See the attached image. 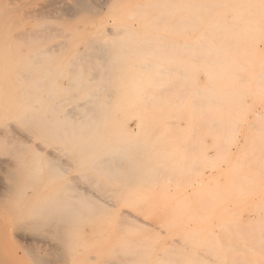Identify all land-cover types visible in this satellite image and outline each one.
<instances>
[{"label": "rangeland", "instance_id": "1", "mask_svg": "<svg viewBox=\"0 0 264 264\" xmlns=\"http://www.w3.org/2000/svg\"><path fill=\"white\" fill-rule=\"evenodd\" d=\"M238 1H239V6L241 7L243 6V9H241L243 11L242 14L240 12L241 15L239 14V17H237L236 19L233 18L232 14H229L227 15L228 18L226 19L228 22L231 18L233 21V22L231 21V23L237 22L236 25L240 26V28L239 29L233 28L236 30V32L235 30L233 32V29H232L231 31H228L225 34L226 41H227V47L224 45L225 47L223 48H224V51L226 50V53L223 50L222 52L220 51L223 48H221L222 44L221 45L219 43L217 44V37H221V36L220 35L217 36L216 34L214 35L215 37L213 35L212 36L208 35V38L210 37L209 39L211 40V42L215 43L214 46L212 43H211L212 44L211 46L209 42L208 43L209 47H207V43H205V41H202L204 42V44H206V48L208 49V51H205V53H203V50H201L202 52L200 51L196 52L194 50L196 49L198 44L201 45V42L198 43L196 39L201 36L203 40H206V42H208L207 34H210V33H206V34L204 33L203 35H199L197 31H192V32H187L188 34L179 33L178 35V32L177 34L175 32L174 33L172 32L173 33L171 34L173 36L172 37L167 32H162V33L154 32L155 33L154 39L156 42V46H154V43L152 41L153 39L152 35L154 37L153 32L152 33H147V32L141 33L140 31H134L135 34L134 32L133 34L131 33L123 34L122 37L128 38L131 35L133 37H130V38L133 39L135 35H136V38L140 35L138 40L142 38L141 40L142 43H140L139 46H141V48L143 47V50H140V47L136 46V44L141 41L136 40L134 42V41L125 39L124 40L125 43L123 41V44L124 46L127 47V52L125 50L126 53L124 54L122 50L125 49V47L122 46L120 42L122 48L119 49L120 47L118 46V43H119L118 38L113 37L112 39V37L110 36L112 39L110 40L111 41L110 42L108 41V38L110 37L106 38L105 34H102V33H97L99 35L96 34L98 24L105 22L107 20V18L105 17V14L107 13L108 9L111 8L110 5L112 2L110 0H0V14H1L0 16V36L5 37L6 34L9 33L12 29H15L14 32L16 33H21L26 29H30L31 27L29 26H32L33 28L35 27L34 29L36 28L38 29L39 27H42L41 31H44L43 35L45 36L42 39L37 37L36 39L37 41L35 43H32L30 46H25L24 44L22 46V42L20 40H17V39L12 40L11 38H8L10 42L8 41L7 46L5 45V47L0 48V61H1V64L6 65L5 76L8 78L5 80L6 82L2 81L3 87L1 89V94L13 95L12 90L18 87L19 83L17 84L16 82H18L17 80H19L20 78L21 80L19 82L22 81L23 83L19 84V86H28V85L33 86V87L30 86V88H31V91L34 90L35 92L33 93L31 92V94L32 95L34 94L35 97L43 96V94H45L46 96H49V94L50 95L54 94V96L56 97L57 96L60 97L61 94L62 96L65 95L64 96L65 98L61 100L60 103H58L57 108H60V109L59 110L57 108L55 109L58 112L73 109L76 106V102L77 104L80 103L82 101L81 97L83 99V96L86 97L87 95L85 96V94L87 93L88 94L90 93L89 95H92L94 93L93 95L97 97L101 95L99 96L98 101H96L97 103L96 105L98 106L99 109L104 107L102 111L104 115L105 126H103V128L101 129V133L103 135H107L111 133L120 134L121 139L124 140L122 149L126 150V151L124 150L126 154L122 156L124 159L129 161L127 163L128 167H130L131 170H133L131 171L129 179L121 178V179H125L124 181L122 180V182L120 181V179L112 180V181L106 180L107 183L109 182V185L107 183L103 184L105 183V181H103L102 183L100 181L101 179L100 180L94 179L95 182H93V180L92 181L89 180L91 177L86 178V177H83L82 175L83 170L80 169L81 167H80V164L78 163V156L76 154V150H78V146H76V141L75 143L73 140L71 142L67 141L66 148L65 146L63 148L64 152L62 151L58 155L55 154V156L58 159L62 161L64 160L63 161L64 167L66 169H65V175L63 177V181L65 182L67 193L74 197L72 198V201H74V205L72 207H68L67 219L64 223L65 232H64L63 245H62L63 253H62V262H60L61 264H184V263L185 264H264V248H263L264 247V228H263L264 227V116H263L264 114H261L262 116V117L260 116L261 118L256 116L257 118L255 117L256 118L255 119L253 118V116L255 115L254 113H252L254 112V109L258 110L259 108H261V106H264V92H263L264 91V76H263L264 75V65H263L264 64V0H238ZM225 7L227 8V6ZM37 8L38 10L35 11ZM1 10L4 11L2 12L3 14L1 13ZM32 13H34L35 17L29 16ZM212 14L213 13H210L211 19H212ZM28 17H30L32 20L28 19ZM237 19L239 20V22ZM245 23L247 24V26ZM18 24L19 26H17ZM1 25H3L4 28ZM64 32L66 33L68 32L67 34L69 35L66 37L65 35L66 33ZM198 32H200V30ZM228 33L230 36H232L231 39L233 38L232 40L234 41V44L233 43L231 44L232 40L228 42L230 38V36H227ZM142 34L143 35L145 34L144 36L145 38L149 36L150 34H152L150 35L151 37L149 36L147 38L148 41L146 39L148 43L144 42L145 40H143L144 38ZM85 35H87V37H85ZM185 35L187 36V38ZM164 36L165 38H168L170 42L168 41V39L165 40ZM234 36L236 37L238 36V38H235ZM80 37H84V39L83 38L80 39ZM102 37L106 38L107 41L106 40L102 41ZM160 37H161V40L163 41L159 39L161 42L158 40L159 44L157 46L156 40L157 38H160ZM91 38L93 39V41H91L92 40ZM149 38H151V41ZM178 38H181V39L178 40ZM75 39L76 41L74 42ZM82 39H83V42H82ZM98 39L102 41L101 42L99 40L101 44L105 43L103 47L104 49L105 47H107L106 48L107 50L105 49L106 53H110V56L109 54H107V58L109 56L108 59H112L113 57H116V54H119L120 51L123 52L125 57L127 53H128L127 57H131L132 55L133 57H131V59L130 58L127 59L128 62H125L126 64H123V66L121 65L122 67L119 66L120 68L119 67L113 68L112 66H110L108 67V69L106 68L107 70L104 69L103 66L101 67L100 65L85 67L86 66L85 63H81L80 61L76 62L75 60L79 57L80 53H83L84 50L87 48V43H86L87 40H89L88 43L90 41L91 43L88 44L89 46L88 50L86 49L85 52H89L91 50L92 47H90V44L94 42L97 43L99 46V43L97 41ZM175 40L177 41L176 43H175ZM191 40L192 41L194 40L195 44H193V47L195 48L191 46ZM62 41L66 44L64 43L62 44ZM70 41L72 44H70ZM166 41L170 43L169 46H171L172 44V47L174 50H171V47L170 49H168L169 46H167ZM186 41H189V42H186ZM107 42L112 44V46H109L111 50H112V47H114L113 50L119 49L120 51L119 50H118L119 52L114 51V53L112 54L111 50L108 48ZM114 42L117 44V47H116V44L114 46ZM131 42L135 44H131ZM151 42L153 43V46ZM164 42L166 44H164ZM187 43H188V46L190 43V47H192V49H189V50L184 49L187 46ZM229 43H230V46H229ZM97 44L95 45L96 47L95 50H99V48H101L100 47L101 44L99 47L97 46ZM174 44H175V47H174ZM54 45L56 46V48H54L55 47ZM57 46L60 48L63 47V50H60V48H57ZM65 46L67 47V49H65L66 48ZM159 46L160 47L162 46V48H167V50H164V49L163 50L164 52L168 53L169 57L168 55L165 57L171 58L170 60H172L173 62H175V60L178 59L180 54H181V57L184 58L185 60L189 58V61L188 59L184 61V59L179 57L178 63H173V65H171L172 62H170L171 64L168 63L167 65V66L170 65L168 68L166 66L162 67L163 65H166L167 63L164 62L165 63L164 64L163 62H161V60H159V58L161 54H162L161 56H164L166 53L163 55L162 53L163 50L160 49ZM188 46L187 48H190ZM52 47L55 50H53ZM146 47L147 48L149 47V49H151V50L148 49V52L149 51L153 52V50L156 47L157 54L161 50L157 56L154 55L156 54V49H155V53L154 52L151 53L152 55L149 53L150 59H151V56H154V57L156 56V60L153 59L154 57H152L151 61H149V58H148L149 56H147L148 52L145 51L147 50L145 49ZM179 47L180 48L184 47V48L181 50L179 49ZM231 47H233V49ZM50 48L51 50H53L52 53L49 50ZM44 49H47V50H44ZM56 49H59L60 51ZM132 49L139 51V52L133 51ZM93 50H94V47L91 51ZM232 50L235 51V53H237L236 57H235L236 54H233L234 52ZM40 51L42 52L46 51V53L41 52L40 54ZM100 51H102V48L98 52ZM141 51H145V53L147 52L146 57H145L144 52H141ZM170 51H174L176 53L172 52V56H170ZM187 51L189 53H187ZM211 51H214L216 53H212ZM130 52H131V56H130ZM198 52L201 53V56L203 55L206 58L209 57V59H207V61H204L205 58L204 59L199 58L200 60H197L198 59L197 57L199 56L197 55V57H195V59L196 58L197 59L195 60L194 56ZM208 52L210 53L209 55H208ZM190 53H192L193 56ZM33 54H39L43 56V57L41 56L42 59H40V63H39V60L37 61V59H39V58H36L37 55H35V59L32 58V56L34 57ZM111 54L113 55L112 58H111ZM174 54H175V58H174ZM176 54H177V57H176ZM189 54L193 58L189 56ZM211 54H214V56L218 54V56L216 57L220 56L221 58H223L222 61H219L218 58L213 56V60H215V58L216 60L218 59L217 62L215 60V63H217V66L213 60H212L213 61L212 67L208 65L209 68L214 69V71L216 72L218 71L217 74L216 72H214L216 75L214 73L210 74L214 76L209 75V72H210L209 68L208 70L206 69L208 67L207 62L210 60V57H212ZM134 56H135V59H134ZM30 57L32 60L30 59ZM142 58L146 59L151 64L153 63L151 67L152 69H150L151 71L149 70L150 72L148 74H147L148 70L144 72V69H142L141 71L140 67L138 68L137 66L138 65L137 63ZM191 58L193 59L192 62L190 61ZM137 59L139 60L136 61ZM224 59L226 62L224 61ZM95 60L97 61L98 58ZM231 60H232V63L234 64L231 63ZM36 61L38 63H36ZM43 61L45 62L42 63ZM154 61L156 62L160 61L158 62L159 65H154V64H157ZM201 61H203L202 63L206 65L202 66L203 64L201 63ZM98 62L99 61H97V64ZM209 62H211V60ZM181 63L185 64L186 68H188V66L189 68L190 66L193 67V71L191 70L192 68H190V70L193 72L192 76L194 78L193 79L191 77V81L194 80L193 84L195 88H193V84L191 85V82L188 85L187 80L185 81V79H189L190 78L189 76H191V71L189 72V68L188 69L185 68L184 70L183 69L184 67L182 66L183 68L180 69V70L183 69L182 71L189 72V73L188 72L185 73L186 76L185 74L184 75L182 74L183 78L185 79H183L181 75H179V77L178 75L176 76L177 73H176V70H174V68L176 67V64H177L176 68L179 69L181 66L180 65ZM218 63H221V64H218ZM174 64H175V67L173 68ZM153 65L157 67L159 66L157 68L158 70L157 72L161 71V69L163 70L167 69L166 71L169 72V70L173 68L170 71V73H173L172 76L171 74H169L168 76L162 75L164 76L163 77L164 79L168 78L164 80V82L163 80H161L162 76H158L159 77L158 79H160V82H159L160 85H159L156 81L158 80L156 79L157 76L153 78L154 75H156L155 73H157L155 69L153 68L154 67ZM72 66L74 67L72 68ZM135 66L138 69H135L134 68ZM225 66L227 67L228 70L226 69ZM30 67H33L32 69L34 73L33 71L31 73V70L29 69ZM233 67H234V70H233ZM76 68H77V71H76ZM85 69L86 71H84ZM139 69H140V72L139 74H137ZM22 70L23 71L27 70L26 75H30V76L20 77L19 75H21L20 73ZM72 70L75 72V74L77 75V78L80 81L79 83L75 84V86L71 90H69L67 87L70 81L69 75L72 77V73H71ZM103 70H104V73L106 74V75L104 74L105 76L102 75ZM200 70H203V72H206V70L209 71L208 74L206 73L207 75L204 74L206 77L209 76L207 77L208 79L210 78L209 81L206 80L205 77H203V72L202 71L200 72ZM237 70L239 73L237 72ZM50 71H51V74L49 75ZM83 71L87 74H85ZM87 71H89L90 73H88ZM224 71H226V73ZM18 72L19 74H17ZM69 72L70 74H68ZM196 72L199 73V77H198L199 80L197 79L198 74ZM83 73L85 75H83ZM97 73L98 75H96ZM195 73L197 75H194ZM218 73L220 74V76H218ZM109 74L111 76H109ZM136 74L138 75V77ZM188 74H189L188 76L189 78L187 77ZM52 75L53 77H50ZM146 75H149V76H146ZM47 76H48V81L51 78L49 82L46 81ZM84 76L88 80H86ZM96 76H97V80H95ZM225 76H226L225 80L228 79L229 82L230 81L232 82V83L230 82L231 85L228 86L229 88L227 87L229 83H226L228 81H223ZM228 76L229 78H227ZM23 77L26 79H29L28 77H31L33 79L30 80L31 82L29 81L30 84H28L29 83L27 82L28 80L24 79ZM74 77L75 75L73 76V78ZM175 77L181 80H178V79L174 80ZM103 78L105 80L109 79L110 80L109 83L105 85L101 83L104 85L103 86L104 88H102L99 91L94 92L93 88L98 89V87L101 86L99 82L100 80H103ZM218 78L220 79L218 80ZM236 78L238 79L233 81ZM43 79L45 80L43 81ZM66 79L67 80L69 79V80L67 81ZM90 79L91 81H89ZM204 79L206 81H204ZM259 79H263V80H259ZM85 80H86V86L84 83ZM151 80L153 81L150 82ZM154 80L156 82H154ZM182 80L183 82H185L184 84L186 85L185 86L186 89L183 87L184 84ZM38 81L39 83H41L40 85L37 84ZM65 81L68 82L67 87L65 86L66 85ZM167 81L169 82L167 83ZM172 81H181L180 83L182 86H178L176 84H175L176 86H174L175 82H172ZM210 81H214L212 82L214 83V86L211 84L209 88L210 87L212 88L213 86V88L215 89L214 92L216 91V95L218 94V96L216 95L215 96L220 99V96L222 95L220 102L217 101L218 99H215V102L219 104L221 103V100L223 103H226L231 97V94L234 96H238V98L242 96L240 97L241 100L244 98L243 95L245 96L244 103L247 106L244 103H241L243 102L244 99L242 101L239 100L240 101L239 103L237 102L238 99H236L237 100V101L235 100L236 104L235 105L233 104L235 109L233 108L232 104H231L232 107L231 106L229 107L230 111L234 109L238 114H240V117L239 115L236 114L234 110H233L234 114L237 117L234 114H232L233 111H231L232 117H231V114H229L230 117L229 116L227 117L228 113L226 114V112H225L226 115L221 114L220 116L219 111H218V113L213 115V116H216L215 117L216 120L214 121L215 124H211V123H214L212 122V120H210L209 123L206 122L210 118L213 119L212 114L209 113L211 111L210 106H207L205 108L206 110L204 109L205 111L201 110L203 109L204 106L208 105V103L209 105L212 104L210 103L209 99L207 100V98L210 95H214V92L213 93L211 91L209 92V90L211 89H207L208 88L207 82L210 84L211 83ZM143 82H144V85H143ZM165 82L166 84H170L169 87L166 86V88H164L161 86V85H164ZM254 82L255 83L257 82L256 85ZM148 83L150 84L154 83V84H151L152 87L150 88L151 86L150 84H149V87H147ZM180 83L178 82L179 85ZM195 84H198V88L195 86ZM52 85H55V86L52 87ZM155 85H158V87H153ZM190 85L193 89H196L197 92L195 90H193L194 92L191 91L192 89ZM38 86H40V88H38ZM206 86L207 88L205 90L203 87H206ZM252 86L254 88L253 90L255 93L252 90ZM136 87L138 89H136ZM159 87H161L160 89H167V88L171 89L172 87V89H175V90L168 89L167 91H169V93L166 91L162 93L164 91L162 90L160 93ZM200 87H201L200 90H204L205 91L204 94L206 93L205 94V97L207 96L205 98L206 102L209 101L207 102V104L206 102H204L205 100H203L204 94H203L202 99H199L200 96L202 97V94H200L199 97L197 96L194 97L195 95L199 94ZM147 88L150 89L149 92L147 91ZM152 88L155 90L151 91ZM182 88L185 89L186 91L183 90ZM128 89L131 90V93H129ZM177 89L178 91L176 92ZM102 91H105V92L102 93ZM170 91L172 92L173 95L170 94L171 93ZM181 91L183 93L186 92L187 97L184 96L185 94H183L182 96ZM207 91L209 92L210 95L208 94ZM42 92H46V93H42ZM189 92L196 93V94H194V96H191L192 94H189ZM107 93L108 94L110 93L109 95H111V98L107 96L108 95ZM121 93H122V96H121ZM31 94H28V96ZM73 94L75 95L78 94V95L75 96L76 98L75 97L72 99L69 98L71 100L67 99L68 98L67 96L73 95ZM138 94H143L144 97L141 96L139 98ZM219 94L221 95L219 96ZM239 94H242V95L239 96ZM251 94L253 95L251 96ZM147 95L150 97V98L148 97L150 100L152 99V101L146 98ZM169 95H172V96L170 97ZM161 96L162 97L167 96V97L162 98ZM227 96H228V100H226ZM107 97H108V100L110 98V101L107 100L109 102V105L108 103H106ZM134 97H136L135 100H134ZM158 97L160 98L158 99ZM173 97L176 99L177 102H175V99ZM177 97L178 98L185 97L186 100L184 98L182 99L180 98L179 100H177ZM197 98L199 101L203 100V103L202 102L199 103V101L194 102L193 100H191V99L197 100ZM65 99L67 100L65 101ZM140 99L141 100L143 99V102L140 101ZM250 100H251V103H249ZM138 101H140L141 104ZM149 101L154 102V103H151V105L154 104L152 108L148 106L150 104ZM212 101L214 100H211V102ZM51 102H48V104L49 103L51 104ZM116 102H118V104ZM190 102H192L191 105L195 103L194 104L195 107L194 106L189 107ZM74 103H75V106L73 105ZM138 103L139 105L137 106ZM158 103L161 105V106L159 105L160 107L157 105ZM176 103H178L177 109L175 110L174 108L175 111H173L172 108L174 107V105H176ZM181 103L183 106L180 105ZM183 103H185L187 106H185ZM204 103L206 105H203ZM50 104L48 108L50 107ZM142 104L144 106H142ZM200 104L203 105L201 108H199L201 106ZM69 105H71V107H69ZM145 105H147V107L149 108L147 107L145 108ZM196 105L199 107H197ZM184 106L187 107L185 111H184ZM164 107L166 111L164 110ZM178 107L180 108L182 107V108L178 109ZM208 107L210 110L209 112H208ZM250 107L251 109H249ZM197 108L199 109L197 110ZM130 109L133 110V112L131 111L130 113L127 114L126 111ZM139 109H140V112H139ZM146 109L147 110L149 109V110L147 111ZM195 109L197 110V112L193 113L192 116L195 117L197 115L196 117L198 118L196 117L193 118L190 115L192 112H194ZM245 109H248V110H245ZM163 110L165 112H163ZM244 110L246 112L249 111L250 113L248 112L249 114L248 113L245 114ZM199 111L200 112L203 111V113L201 112L202 114L201 113L199 114ZM205 112H206V116L203 115L205 114ZM125 115H128V116H125ZM155 115L157 117H154ZM186 115L187 116L189 115V116L187 117ZM200 115L202 117L203 116L204 117L208 116V117L205 118V120H203L204 117L200 118L201 117ZM148 116H149V119H148ZM245 116H247V122H246L247 124L245 123V119H246ZM171 117H173L174 120H172ZM125 119L127 121H125ZM147 119H148V123H147ZM175 119H176L175 125L172 126L173 124H170V123L174 122ZM227 119H229V122H227L228 121ZM223 120L225 121L224 123H223ZM71 121H74V119H71ZM167 121H170V122H167ZM203 121L209 124V125L206 124L207 126L214 125V127L218 129L217 131L218 133L212 132L214 127L213 128L208 127L209 128L208 130L205 129L207 128V126L205 127L204 123H202ZM232 121H233V125H235V129L237 130L235 132V136L237 139L239 138L240 145L237 150H233V152L230 153L228 152V150H226L225 146L224 148L226 151H224V148H222L223 146L221 147L222 144H220L221 142L219 141L221 140L222 137L225 136V134H223L225 133V130H224L225 127L231 128L233 126L231 125ZM167 123H168V127H167ZM216 123H219L218 128L217 126H215L217 125ZM244 123L246 126L244 125ZM192 124L195 127H193ZM220 124L222 125L228 124V126L225 125L221 127L222 125ZM196 125L197 126L199 125L200 128H198ZM117 126H120V127L118 128ZM121 126L123 129L121 128ZM158 127L161 129L158 130ZM201 127H202V132H201ZM251 127L253 128V131ZM256 127L261 130L259 131ZM7 128L18 130L17 128L13 126L7 127ZM172 128L174 129L172 130ZM34 129H35L34 130L35 132H33V143L34 144L30 148L31 157L36 154V149H37L36 147L43 148L45 143L46 145L48 144L47 146H44L43 148V149L46 148L47 152L45 150L44 154L36 155L37 156L36 158H39L38 163L40 165L44 163V165L42 166H43V169L46 171V170H49V168H47V166H49V163L48 165L45 164L46 163L45 156L48 157L49 153L51 152L50 150H53L52 146H55L57 144L54 143L53 141H49L51 143L49 145V143H47L48 141L46 140L45 142L42 141L44 144L41 143L39 139L37 138L39 137V135L36 134L37 136H34L38 128L37 129L34 128ZM216 129H214V131H216ZM220 129H223L222 130L223 133L221 132L222 133L221 136H220L221 133L219 134V131H221ZM193 130L196 131L197 133L194 132L193 134ZM166 132L170 134L168 135ZM187 132H189L190 135ZM153 133L155 134L153 135ZM211 133H213V135ZM195 134L198 135V139L196 138L197 136H195ZM216 134L217 136L219 135L218 138L216 137ZM168 136L169 138H171L170 140ZM211 136H213L212 140H211ZM34 140L36 142L37 141L40 142L39 145L38 143L36 145V142ZM168 141H170V143ZM187 141L188 143H186ZM200 141H201V144L199 143ZM211 141H213V143ZM202 143L205 144L204 146L206 147L204 148L203 151L202 149L204 146ZM207 143H209L210 146H206L208 145ZM211 143L213 144L212 146H211ZM195 144L196 146L198 145L199 147L198 146L196 147ZM219 145L221 147L220 152L222 153H220L219 150L217 149ZM48 146H51L52 148L49 149L50 147ZM57 146H55L54 148H56ZM190 147L191 148L193 147L192 152H194V149L197 152L193 154L190 150ZM131 148L133 151L130 153ZM188 149H189L188 153L190 154L189 155L190 157L187 156L186 158L185 157L186 155L185 156L183 155L187 154ZM2 150L5 151L4 148H2L1 151ZM209 150L210 152L211 150H213L212 152H214V150L218 151V154L215 151L214 155L217 156V159H219V157L220 159L217 161L215 158H213L215 159L213 160L212 156H210L211 158L208 157L209 155L207 156L206 154L209 153ZM136 152H137V156H136ZM204 152L206 154H204ZM212 152L211 154H213ZM224 152H226L227 154H225ZM61 153H64L63 154L64 156L61 157L60 156ZM156 154L159 156L163 154L164 155L162 157H159V156H156ZM177 154H178V157H177ZM0 155H3V153L2 154L0 153ZM204 156L207 157V160L205 159L206 157ZM34 157L35 156H33L32 158L34 159ZM199 157L200 158L202 157L201 160H203V163H204V166L202 165L203 166L202 171L204 170L203 175L201 174L199 169H198L199 172L198 170H195L196 163L194 164V162L200 163L198 161L200 160ZM240 157L242 159H240ZM42 160H44L43 163H42ZM180 161L187 162L185 168H187L188 166L187 164H191V162L193 161L192 164L194 166H192L191 164L193 169H190V172H189L188 170L190 167H188L186 170L184 168L185 163L184 164L182 162L179 163ZM207 161H209V164H207L208 163ZM213 161H216V164H214ZM150 166H153V167H150ZM202 166L198 165L197 168L198 167L200 168ZM157 167H159L160 169ZM172 168L174 171H176V173L172 171ZM191 170H192V173L194 171L196 173L198 172L197 173L198 176L196 175V173H194L193 175L191 173ZM168 171L169 173H167ZM184 171L186 173H184ZM210 171L213 173L210 174ZM218 171L219 172L221 171V173H219ZM236 171H238L239 173H237ZM171 172L172 174L174 173V175H171ZM187 172H189V174ZM183 174L184 175L188 174L187 176L193 175L191 176L193 178L189 179V177H187L188 178L187 180L186 176H184ZM199 176L201 177L199 178ZM114 182L116 183V186L118 188L112 185L114 184ZM125 182L128 184H126ZM56 184H57L56 181H53V180L39 181L37 185H35L33 188L29 189L26 192L25 200H23L24 204L32 206V205H36V204L38 205L42 203L40 200L42 199L44 200L45 195H43L44 197L43 196L41 197V195L44 193L46 194L47 190H51L52 188L56 186ZM120 184H122V186H119ZM82 199L87 201L88 203H83V205H80V202ZM25 233L31 239H34L37 237L36 235L37 233H35L33 230L31 232L26 230ZM247 237L248 239H246ZM250 237H252L251 239H253L254 242L250 240ZM10 239L12 242L15 240L14 241L15 243L13 242L12 245H13V248L15 249L14 253L16 252V254L12 253V255L13 257H15L14 261L16 264H37L36 262L31 260V258H28L27 254H24V251L20 248V246H18L19 244L16 243V240L20 242L19 239H16L15 237H10ZM51 239L53 241L50 240L49 238L47 239L49 246H51L50 248H52V246L56 247L57 240L55 236L53 237L51 236ZM230 240H231V244H230ZM251 247L254 249H252ZM205 250L207 252H205ZM254 250L257 251L258 253L255 252ZM49 255L54 256L53 253ZM52 257L50 256L49 260Z\"/></svg>", "mask_w": 264, "mask_h": 264}, {"label": "bare ground", "instance_id": "2", "mask_svg": "<svg viewBox=\"0 0 264 264\" xmlns=\"http://www.w3.org/2000/svg\"><path fill=\"white\" fill-rule=\"evenodd\" d=\"M111 2V5H110V7L111 8H109L108 9V11H107V13L105 14V17L107 18V20L105 21V22H102V23H100V24H98V28H97V31H96V34L97 33H102V34H105V37L107 38V37H112V39H113V37H116V38H118L119 40H118V46L120 47L119 49H121L122 48V46H124V44H123V41L125 40V39H127V40H130V41H136V40H138L139 39V36L136 38V35L134 36V38L132 39V38H130V37H133V36H131L130 35V37H128V38H125V37H122L123 36V34H133V32L134 31H140L141 33H156V32H160V33H162V32H167L168 34H173L174 32L177 34V32H178V35H179V33H187V32H192V31H197V33L199 34V35H203L204 33L206 34V33H210V34H207V38H208V35L209 36H214L215 34L218 36V35H220L221 37H217V44L219 43L220 45L222 44V47L221 48H223V47H227V41H226V33L228 32V31H231L233 28H235V29H239L240 28V26H238V25H236V23L234 24V23H231V21H232V19L230 18V20L227 22V19L226 18H228L227 17V15H229V14H232L233 15V18L234 19H236L237 17H239V14H240V12H241V14H242V10L241 9H243V6L241 7V6H239V1L238 0H110ZM244 4V3H243ZM248 5V4H247ZM225 6H227V8L225 7ZM41 8V7H40ZM43 8V7H42ZM38 10V8L35 10V11H37ZM43 10V9H42ZM2 12H4L3 10H1V13ZM210 13H213L212 14V19H211V17H210ZM3 14V13H2ZM240 14V15H241ZM0 16H1V14H0ZM29 16H31V17H35V15H34V13H32V14H30ZM251 17V16H250ZM252 18V17H251ZM28 19H31L30 17H28ZM35 19V18H34ZM211 19V20H210ZM233 19V20H234ZM32 20V19H31ZM109 20H110V22H109ZM238 20V19H237ZM237 20H235V21H237ZM34 21V20H33ZM16 22V21H15ZM230 22V23H229ZM233 22V21H232ZM238 22H239V20H238ZM30 23V22H29ZM15 24V23H14ZM246 24V23H245ZM10 25V24H9ZM12 25V24H11ZM16 25V24H15ZM107 25H109V26H107ZM240 25V24H239ZM2 27H3V25H1ZM13 26V25H12ZM17 26H19V24L17 25ZM40 26V25H39ZM38 26V27H39ZM237 26H238V28H237ZM246 26H247V24H246ZM249 26V25H248ZM1 27V28H2ZM29 27H31L30 29H26V30H24L23 32H21V33H16V32H14L15 31V29H10L11 31L9 32V33H7L6 34V36L4 37H2V36H0V48H3V47H5V45L7 46V44H8V38H11L12 40H14V39H17V40H20L21 42H22V46H23V44L25 45V46H30L32 43H35L37 40V37H39V38H44L45 36L43 35L44 34V31H41L42 30V27H39L38 29L36 28V29H34L32 26H29ZM251 27V26H250ZM4 28V27H3ZM2 28V29H3ZM6 28V27H5ZM12 28V27H11ZM235 29H233V32H234V30ZM200 30V32H198ZM3 31V30H2ZM42 32V33H41ZM173 32V33H172ZM235 32H236V30H235ZM6 33V32H5ZM64 33H66V32H64ZM68 33V32H67ZM65 34L66 35V37L69 35V34ZM155 33H154V37H153V35L152 34H150V35H152V41H153V43H154V46H156V42H155ZM231 33V32H230ZM253 33V32H252ZM134 34H135V32H134ZM158 34V33H157ZM188 34V33H187ZM232 34V33H231ZM2 35V34H1ZM40 35H41V37H40ZM97 35H99V34H97ZM143 35V34H142ZM149 35V36H150ZM159 35H161V34H159ZM158 35V36H159ZM184 35V34H183ZM195 35H196V33H195ZM237 35V34H236ZM101 36V35H100ZM145 36V34L143 35V40H145L144 42H146V43H148L147 41H148V37L149 36H147L146 38L144 37ZM172 36V35H171ZM186 36V35H185ZM227 36H230L229 35V33H228V35ZM85 37H87V35H85ZM111 37L110 38H108V41H110V40H112L111 39ZM151 37V36H150ZM162 37V36H161ZM161 37L160 38H157V46H158V44H159V42H158V40L160 39L161 40ZM173 37V36H172ZM215 37V36H214ZM214 37H213V39H214ZM231 37L232 36H230V38H229V41L228 42H230V40H232L231 39ZM235 38H238V36L236 37V36H234ZM63 38H64V36H63ZM81 38H83L84 39V37H80V39ZM93 38V37H92ZM91 38V39H92ZM106 38H103L102 37V41L103 40H106ZM116 38H115V40H116ZM163 38V37H162ZM182 38V37H181ZM181 38H178V40L179 39H181ZM186 38H187V36H186ZM210 38V37H209ZM208 38V39H209ZM66 39V38H65ZM68 39V38H67ZM78 39H79V37H78ZM77 39V40H78ZM83 39H82V42H83ZM90 39V38H89ZM101 39V38H100ZM100 39H98L97 41H98V43H99V46H100V44H101V40ZM146 39H147V41H146ZM150 39V41H151V38H149ZM164 39L165 40H167L168 38H165V36H164ZM183 39V38H182ZM189 39H190V37H189ZM200 39H201V41H200ZM207 39V41L208 42H206V40H203V38L200 36V37H198L197 39H196V41H198V43L199 42H201V45L200 44H198V46L196 47V49H194L196 52L197 51H200V52H202L201 50H203V53H205V51H208V49L206 48V44H204V42H202V41H205V43H207V47H209L208 46V43L209 44H213V46H214V44L215 43H213V42H211V40L209 39L208 40ZM212 39V40H213ZM70 40V39H69ZM101 42H100V41ZM114 40V41H115ZM142 40V38L140 39V40H138V41H141ZM159 40V41H160ZM172 40V39H171ZM185 40H187V39H185ZM227 40H228V38H227ZM64 41V40H63ZM62 41V44L65 42H63ZM67 41V40H66ZM72 41V40H71ZM71 41H70V44H72L71 43ZM76 41V39L74 40V42ZM88 41L89 40H87V50H88V44L89 43H91V41H93V39L88 43ZM96 41V42H97ZM107 41V40H106ZM161 41H163V40H161ZM160 41V42H161ZM168 41H169V39H168ZM168 41H166L167 42V46H169V42ZM10 42V41H9ZM61 42V41H60ZM59 42V43H60ZM111 42V41H110ZM113 42V41H112ZM120 42H121V44H122V46H121V44H120ZM174 42V41H173ZM177 41L175 40V43H176ZM183 42V41H182ZM181 42V43H182ZM185 42V41H184ZM186 42H189V41H186ZM192 42H194V40L192 41L191 40V46L193 47V44H195V42L194 43H192ZM237 42H238V40H237ZM124 43H125V41H124ZM140 43H142V41L141 42H138L137 44H136V46H139V44ZM152 43V42H151ZM153 43H152V46H153ZM163 43V42H162ZM180 43V42H179ZM234 44V41L232 40V42H231V44ZM236 43V42H235ZM242 43V42H241ZM245 43V42H244ZM62 44H61V46H62ZM64 44H66V43H64ZM74 44V43H73ZM97 43H92V44H90V47H92L91 48V50L93 49V47H94V50L93 51H91L90 50V48H89V52H85V50H84V52L83 53H80V55H79V57L75 60L76 62H78V61H80L81 63H85V67H87V66H96V65H100L101 67L103 66L104 67V69H108V67H110V66H112L113 68H116V67H122L123 66V64H126L125 62H128V60L127 59H131V57H133V55L131 56V52H130V56L131 57H127L128 55V53L126 54V57H125V53L127 52V47L126 46H124L125 47V49H123L122 51L124 52V54H123V52L122 51H120L119 49V51L118 50H113L114 49V47H112V50H111V48H109V46H112V44L111 43H108L107 42V44H108V48L111 50V53L113 54L114 53V51H116V52H119V54H116V57H113L112 58V54H111V58L112 59H108L109 58V56H110V53H106V48L107 47H105V49H104V44L102 43L101 44V48H102V51L104 52V54H103V52L102 51H100V52H98L101 48H99V50H95L96 49V47H95V45H96ZM115 42H114V46H115ZM131 44H135V43H132L131 42ZM164 44H166L165 42H164ZM183 44V43H182ZM212 44H211V46H212ZM225 45V46H224ZM55 46V45H54ZM68 46H69V44H68ZM97 46H98V44H97ZM98 46V47H99ZM146 46H147V44H146ZM149 46H150V44H149ZM166 46V47H167ZM178 46H179V44H178ZM187 46H188V43H187ZM187 46L184 48V47H182V48H180L179 47V49H192V47H190V43H189V46L188 47H190V48H187ZM229 46H230V43H229ZM66 47V46H65ZM71 47V46H70ZM116 47H117V44H116ZM123 47V48H124ZM140 47V50H143V47L141 48V46H139ZM160 47V46H159ZM158 47V48H159ZM170 47H171V50H174L173 49V47H172V44H171V46H169V48L168 49H170ZM174 47H175V44H174ZM199 47V48H198ZM234 47V46H233ZM233 47H231L232 49H233ZM53 48V47H52ZM54 48H56V46L54 47ZM53 48V50H55ZM57 48H60V47H58L57 46ZM193 48H195V47H193ZM220 48V47H219ZM235 48V47H234ZM240 48H241V46H240ZM65 49H67V47L65 48ZM137 49H139V48H137ZM145 49H147V50H145ZM144 50L145 51H147L148 52V49H149V47L147 48H145ZM155 49H156V47H155ZM155 49L153 50V52L155 53ZM160 49H164V50H167V48H162V46L160 47ZM177 49V48H176ZM213 49H214V47H213ZM212 49V50H213ZM44 50H47V49H44ZM50 50V52L52 53L53 52V50H51V48L49 49ZM56 50H59V49H56ZM60 50H63V47L62 48H60ZM59 50V51H60ZM105 50V51H104ZM125 50H126V52H125ZM133 50V49H132ZM149 50H151V49H149ZM164 50H163V55L166 53V52H164ZM222 50L224 51V48L223 49H221L220 51L222 52ZM109 51V50H108ZM133 51H136V50H133ZM145 51H141V52H144V54H145V57H146V53H145ZM159 51V50H158ZM161 51V50H160ZM159 51V52H160ZM177 51V50H176ZM180 51V50H179ZM193 51V50H192ZM233 51V50H232ZM231 51V52H232ZM41 52L42 51H40V54H41ZM43 52H45L46 53V51H43ZM42 52V53H43ZM57 52V51H56ZM97 52H98V54H97ZM110 52V51H109ZM136 52H139V51H136ZM152 51H149L148 53H147V56H149V53L151 54V53H153ZM159 52H158V54H159ZM168 52V51H167ZM172 52L173 53H176V52H174V51H170V56H172ZM191 52V51H190ZM194 52V51H193ZM200 52H198L197 54L196 53H194V54H196L195 56H194V59H195V57H197V55H199L196 59L197 60H200V59H204L205 58V60L204 61H207V59H209V57L208 58H206V57H204L203 55V57L201 56V53ZM209 52H210V50H209ZM208 52V55L210 54ZM212 53H216V52H214V51H211ZM225 53H226V50L224 51ZM229 52H230V50H229ZM234 53L233 54H236L235 55V57L237 56V53H235V51H233ZM246 52V51H245ZM55 53V52H54ZM100 53H102V54H100ZM187 53H189L188 51H187ZM200 53V54H199ZM107 54H109V56H108V58H107ZM137 54V53H136ZM135 54V55H136ZM142 54V53H141ZM157 54V49H156V54H154V55H158ZM178 54V53H177ZM177 54H176V57H177ZM190 54H192V53H190ZM189 54V56H191ZM230 54V53H229ZM228 54V55H229ZM34 55V57L32 56V58H34L35 59V55H37L36 56V58H39V59H37V61L39 60V63H40V59H42V55H39V54H33ZM138 55H139V53H138ZM152 55V54H151ZM162 55V54H161ZM160 55V58H159V60H161V62H165V63H167L166 65H160V66H162V67H164V66H166L167 68L170 66H167L168 65V63L169 64H171L170 62H172V64L171 65H173V63H178V59H179V57H181V54L179 55V57H178V59H174L175 58V54H174V60H175V62H173L172 60H170L171 58H168L169 57V55H168V53H166L164 56H161ZM168 55V57H165V56H167ZM212 55V57H210V60H211V62H209V64H208V62H207V66L209 65V66H211L212 67V62L214 61V63H215V60H216V58H218L219 59V61H222V59L223 58H221L220 56L219 57H216V56H218V54L216 55V56H214V54H211ZM210 55V56H211ZM227 55V56H228ZM42 56V57H41ZM156 56L154 57V56H151V59H152V57H154L153 59H155L156 60ZM192 56H193V54H192ZM191 56V57H192ZM201 56V57H200ZM205 56H207V55H205ZM213 56L214 57H216L215 58V60H213ZM231 56V55H230ZM41 57V58H40ZM142 57V56H141ZM140 57V58H141ZM187 57V56H186ZM98 58V60L97 61H99L98 62V64H97V61L95 60V59H97ZM149 58V61H151V59H150V56L148 57ZM182 58V57H181ZM193 58V57H192ZM190 59V61L192 62V60L193 59ZM200 58V59H199ZM220 58H221V60H220ZM232 58V57H231ZM3 59V58H2ZM30 59H31V57H30ZM134 59H135V56H134ZM182 59H184V58H182ZM188 59V61H189V58H187ZM186 59V60H187ZM195 59V60H196ZM217 59V60H218ZM233 59V58H232ZM32 60V59H31ZM139 59H137L136 61H138ZM170 60V61H169ZM185 59H184V61H186ZM194 60V61H195ZM213 60V61H212ZM217 60H216V62H217ZM226 60H227V58H226ZM5 61V60H4ZM36 61V63H38ZM169 61V62H168ZM183 61V60H182ZM181 61V62H182ZM183 61V62H184ZM224 61H225V59H224ZM2 62H3V60H2ZM45 61H43L42 63H44ZM155 63H157V64H154V65H159L158 64V62H160V61H158V62H156V61H154ZM199 62V61H198ZM203 61H201V63H202ZM226 62V61H225ZM244 62V61H243ZM5 63V62H4ZM50 63V62H49ZM130 63V62H129ZM164 63V64H165ZM200 63V62H199ZM231 63H232V60H231ZM247 63V62H246ZM131 64V63H130ZM138 65V68L140 67V69H141V71H142V69H144V72L146 71V70H148L147 71V74L151 71L150 69H152L151 67H152V64L151 63H149L146 59H144V58H142V59H140L139 60V62L137 63ZM183 63H181L180 65V68L178 69V68H176L177 67V64H176V67H175V64H174V66H173V68H174V70H176V76L178 75V77H179V75H181L182 76V78H183V75L185 74V73H187L188 71H182L183 69L185 70V68H186V65L185 64H183ZM188 64V63H187ZM203 64V63H202ZM202 64H200V65H202ZM216 64V66H217V63H215ZM218 64H221V63H218ZM232 64H234V63H232ZM122 65V66H121ZM129 65V64H128ZM153 65V66H154ZM185 65V66H184ZM189 65V64H188ZM187 65V66H188ZM190 65H192V64H190ZM198 65V64H197ZM204 65H206V64H203L202 66H204ZM235 65H236V63H235ZM234 65V66H235ZM264 65V64H263ZM32 66V65H31ZM41 66V65H40ZM75 66V65H74ZM74 66H72V68L74 67ZM184 68H183V67ZM202 66H201V68H202ZM209 66L206 68L207 70H208V68H209ZM223 66H224V64H223ZM223 66H221V67H223ZM231 66V65H230ZM260 66V65H259ZM5 67H6V65H3V64H1V61H0V153L2 154L3 153V155H0V264H16L15 263V261H14V258L15 257H13V255H12V253H14V251H15V249L13 248V242L15 241H11V239H10V237H15L16 239H19L20 240V242L18 241V240H16V243H18L19 245L18 246H20V248L24 251V254H27V256H28V258H31V260H33L34 262H36L37 264H61L60 262H62V253H63V248H62V245H63V237H64V232H65V230H64V223H65V221H66V219H67V210H68V207H72L73 205H74V201H72V198H74L73 196H71V195H69L68 193H67V191H66V185H65V182L63 181V177H64V175H65V167H64V160L62 161V160H60V159H58L56 156H55V154L56 155H58L60 152H62L63 151V148H64V146H65V148H66V146H67V144H66V142L67 141H74V143H75V141H76V146H78V150H76V154H77V156H78V163L80 164V169H82L83 171V173H82V175H83V177H86V178H90L89 180H93V182H95L94 181V179L96 180V179H101L100 181L103 183V181H105V183H103V184H106L107 183V181L106 180H117V179H120V181L122 182V180L124 181L125 179H121V178H128L129 179V177H130V174H131V171H133V170H131V168L130 167H128V162L129 161H127L126 159H124L123 158V156L122 155H124V154H126L125 153V149H122L123 148V142H124V140H122L121 139V137H120V134H117V133H111V134H107V135H103L102 133H101V129L103 128V126H105V122H104V115H103V111H102V109L104 108H101V109H99L98 108V106L96 105L97 103H96V101H98V99H99V96H101V95H99L98 97L97 96H95V95H89L88 93L87 94H85V96L86 97H84L83 96V99H82V97H81V102L80 103H78L77 104V102H76V106H75V103L73 104L75 107L73 108V109H71V110H67V111H56L55 109L58 107V103H60V101L61 100H63L65 97V95L64 96H62V94H61V96L59 97V96H54V94L52 95H50L49 94V96H46L45 94H43V96H37V97H35L34 96V94L32 95L31 94V92L33 93V92H35L34 90H32L31 91V88H30V86L28 85V86H19V84H22L23 82L21 81V82H19L21 79L19 78V80H17L18 82H16L17 84H18V87L16 88V89H14V90H12V93H13V95H3V94H1V89H2V87H3V82L2 81H5L6 79H8L6 76H5ZM119 67V68H120ZM159 67V66H158ZM157 66H154L153 68L155 69V71L157 72L158 70H157V68H158ZM198 67V66H197ZM214 67V66H213ZM226 67V66H225ZM33 67H30L29 69L31 70V73H32V71H33V69H32ZM41 68V67H40ZM39 68V69H40ZM135 69H138V68H136V66L134 67ZM173 68H171V70L173 69ZM181 68H183L182 70H180ZM188 68H189V66H188ZM188 68H186V69H188ZM190 68H192L191 70L193 71V67H191L190 66ZM190 68H189V72L191 71L190 70ZM204 68V67H203ZM263 68V67H262ZM34 69H36V68H34ZM90 69V68H89ZM106 69V70H107ZM140 69L138 70V73L137 74H139V72H140ZM153 69V70H154ZM159 69H161V68H159ZM164 69H166V68H164ZM178 69V70H177ZM211 68H209V71H207L206 70V72H203V70H200V72L202 71L203 72V77H205V79L206 80H208L209 81V79L207 78V77H209V76H205L204 74H208V72H209V75L210 74H213L214 72H216V71H214V69H211ZM226 69H227V67H226ZM225 69V70H226ZM237 69V68H236ZM83 70V69H82ZM150 70V71H149ZM167 70V69H166ZM166 70H163V69H161V71H159V72H157V73H155L156 75H154V77L153 78H155V76H157V78L156 79H158L159 77L158 76H162V75H169V74H171V76H172V74L173 73H170V71L171 70H169V72L168 71H166ZM216 70V69H215ZM223 70V69H222ZM228 70V69H227ZM233 70H234V67H233ZM232 70V71H233ZM27 70H22L21 71V75H19L20 77L21 76H30V75H26L27 74V72H26ZM76 71H77V68H76ZM84 71H86V69L84 70ZM83 71V72H84ZM191 71V76H189V74L187 75V77L190 79V81H189V79H185V78H183V79H185V81L187 80V83H188V85L190 84V82H191V85L194 83V80L193 81H191V77L193 78V76H192V74H193V72ZM198 71V70H197ZM205 71V70H204ZM30 72V71H29ZM53 72V71H52ZM68 72V71H67ZM74 71L72 70V77L69 75V79H70V81H69V85H68V87H67V84H68V82H66L65 81V83H66V87L69 89V90H71L74 86H75V84H77V83H79V79L77 78V75L75 74V72L73 73ZM88 73H90L89 71H87ZM173 72V71H172ZM188 72V73H189ZM199 72V71H198ZM218 72V71H217ZM217 72H216V74H217ZM225 73H226V71H224ZM236 72V71H235ZM237 72H238V70H237ZM33 73H34V71H33ZM36 73V72H35ZM43 73V72H42ZM78 73V72H77ZM85 73V72H84ZM83 73V75H85V74H87V73H85L84 74ZM197 73V72H196ZM194 74V75H197V79H198V77H199V73H197V74ZM239 73V72H238ZM237 73V74H238ZM261 73V72H260ZM17 74H19V72L17 73ZM51 74V71L49 72V75ZM68 74H70V72L68 73ZM67 74V75H68ZM105 73H104V70H103V73H102V75H104ZM122 74V73H121ZM136 74V75H137ZM183 74V75H182ZM206 74V75H207ZM215 74V73H214ZM215 74V75H216ZM32 75V74H31ZM75 75V77L73 78V76ZM83 75H82V77H83ZM96 75H98V73L96 74ZM106 75V74H105ZM104 75V76H105ZM151 75V74H150ZM226 75V74H225ZM236 75V74H235ZM240 75V74H239ZM243 75V74H242ZM260 75V74H259ZM46 76V75H45ZM109 76H111L110 74H109ZM144 76H145V74H144ZM146 76H149V75H146ZM185 76H186V74H185ZM210 76H214V75H210ZM218 76H220V74L218 73ZM230 76V75H229ZM229 76L227 77V78H229ZM264 76V75H263ZM38 77H39V75H38ZM41 77V76H40ZM50 77H53V75L52 76H50ZM49 77V78H50ZM137 77H138V75H137ZM143 77V76H142ZM141 77V78H142ZM164 76H162L161 77V80H163V82H164V80H166V79H168V78H166V79H164L163 78ZM166 77V76H165ZM170 77V76H169ZM195 77V76H194ZM217 77V76H216ZM239 77V76H238ZM24 78V77H23ZM29 79H26V78H24V79H26V80H28L27 82H29L30 80H32L33 78H34V76H33V78H31V77H28ZM31 78V79H30ZM47 78V82H49L50 81V79H49V81H48V76L46 77ZM45 78V79H46ZM73 78V79H72ZM84 78L86 79V77L84 76ZM211 78H213V77H211ZM23 79V80H24ZM36 79V78H35ZM45 79H43V81L45 80ZM54 79V78H53ZM68 79V80H69ZM148 79H149V77H148ZM148 79H147V81H148ZM178 78H176L175 77V79L174 80H177ZM194 79V78H193ZM204 79V81H206ZM220 78H218V80H219ZM226 79V76H225V78L223 79V81H228V79L227 80H225ZM238 78H236V79H234L233 81H235V80H237ZM65 80V79H64ZM67 80V79H66ZM67 80V81H68ZM82 80V79H81ZM86 80H88V79H86ZM86 80L84 81V83H85V86H86ZM92 80H94V79H92ZM95 80H97V76L95 77ZM142 80V79H141ZM178 80H181V79H178ZM199 80V79H198ZM212 80H214V79H212ZM230 80V79H229ZM244 80V79H243ZM248 80V79H247ZM257 80V79H256ZM259 80H263V79H259ZM259 80H258V82H259ZM39 81H41V80H39ZM39 81H38V83L37 84H41V83H39ZM43 81H42V83H43ZM89 81H91V79L89 80ZM109 79L108 80H105L104 78H103V80H100V84L101 83H103L104 85L105 84H107V83H109ZM139 81V80H138ZM153 80H151L150 82H152ZM157 81V83L159 84V82H160V79H158V80H156ZM155 80H154V82H156ZM6 82V81H5ZM26 82V81H25ZM31 82V81H30ZM30 82L28 83V84H30ZM37 82V81H36ZM140 82V81H139ZM146 82V81H145ZM169 81H167V83H168ZM172 82H175L174 83V86H176V85H178V86H182L181 85V81H172ZM171 82V83H172ZM178 82L180 83V85L178 84ZM182 82H183V80H182ZM197 82V81H196ZM211 83L209 84L208 82H207V85H208V88H207V86L206 87H203L205 90H206V88L207 89H211V90H209V92L211 91L212 93L214 92V88H213V86H214V83H212V82H214V81H210ZM231 82V81H230ZM230 82L228 81V82H226V83H229L228 85H227V87L229 86V85H231L230 84ZM238 82H239V80H238ZM253 82V81H252ZM262 82V81H261ZM8 83V82H7ZM6 83V84H7ZM55 83V82H54ZM116 83H118V82H116ZM162 83V82H161ZM185 82H183V84H184ZM186 83V84H187ZM223 83V82H222ZM225 83V82H224ZM232 83V82H231ZM255 83V82H254ZM257 83V82H256ZM256 83H255V85H256ZM25 84V83H24ZM33 84V83H32ZM56 84V83H55ZM82 84V83H81ZM103 84H101V86H99L98 87V89L97 88H93V90H94V92H96V91H99V90H101L102 88H104L103 86ZM149 84L150 83H148V86L147 87H149ZM151 84H154V83H151ZM150 84V85H151ZM163 84V83H162ZM176 84V85H175ZM213 85L212 86V88L210 87L209 88V86L210 85ZM263 84V83H262ZM5 85V84H4ZM43 85H44V83H43ZM46 85V84H45ZM90 85H92V84H90ZM143 85H144V82H143ZM160 85V84H159ZM165 85V86H164ZM164 85H161L162 87H164V88H166V86H168L169 87V85L170 84H166V82L164 83ZM191 85H190V87H191ZM258 85H260V84H258ZM47 86V85H46ZM53 86H55V85H52V87ZM137 86V85H136ZM138 86H139V84H138ZM172 86V85H171ZM185 84H184V88H185ZM195 86L198 88V84H195ZM5 87V86H4ZM31 87H33V86H31ZM51 87V86H50ZM65 87V88H66ZM80 87H81V85H80ZM128 87V86H127ZM152 87V85L150 86V88ZM153 87H158V85H155V86H153ZM189 87V86H188ZM187 87V88H188ZM189 87V88H190ZM232 87V86H231ZM230 87V88H231ZM38 88H40V86H38ZM46 88V87H45ZM44 88V89H45ZM64 88V89H65ZM105 88H107V87H105ZM161 87H159V89H160ZM177 88V87H176ZM181 88V87H180ZM193 88H195L194 87V84H193ZM192 87H191V91H193V90H195L196 92H197V90L196 89H193ZM229 88V87H228ZM49 89V88H48ZM47 89V90H48ZM60 89V88H59ZM58 89V90H59ZM61 89H62V87H61ZM63 89V90H64ZM136 89H138L137 87H136ZM169 88H167V89H160V93H161V91L162 90H164L162 93H164L165 91L166 92H168L169 93V91H167ZM171 89H172V87H171ZM171 89H169V90H171ZM179 89V88H178ZM178 89L176 90V92L178 91ZM183 89V88H182ZM186 89V88H185ZM185 89H183V90H185ZM201 89V87L199 88V90ZM254 88H253V86H252V90H253ZM66 90V89H65ZM68 90V91H69ZM79 90V89H78ZM88 90V89H87ZM149 90L150 89H148L147 88V91L149 92ZM152 90H155V89H151V91ZM172 90H175V89H172ZM189 90V89H188ZM198 90V91H199ZM41 91H43V90H41ZM124 91H126V90H124ZM128 91H129V93H131V90L130 89H128ZM186 91V90H185ZM220 91V90H219ZM255 91H257V90H255ZM39 92V91H38ZM55 92H56V90H55ZM71 92V91H70ZM89 92V91H88ZM105 91H102V93H104ZM123 92V91H122ZM141 92V91H140ZM171 92V91H170ZM180 92V91H179ZM194 92V91H193ZM204 90H200L199 91V94L198 95H195L194 96V94H196V93H190L189 92V94H192L191 96H194V97H199L200 96V94H202V97L200 96V98L199 99H202L203 98V94H204ZM208 92V91H207ZM209 92H208V94H209ZM227 92V91H226ZM253 92H254V90H253ZM264 92V91H263ZM42 93H46V92H42ZM92 93V92H91ZM112 93V92H111ZM158 93V92H157ZM157 93H156V95H157ZM255 93V92H254ZM28 94H31V95H29L28 96ZM108 94V93H107ZM110 94V93H109ZM107 95V96H109L110 98H111V95ZM147 94V93H146ZM153 94H154V92H153ZM166 94V93H165ZM170 94H172V92L170 93ZM180 94V93H179ZM181 94H182V96H183V94H185L184 96L185 97H187V93L185 92V93H183L182 91H181ZM180 94V95H181ZM206 94V93H205ZM205 94H204V99L203 100H205L204 102H206V97H205ZM236 94V93H235ZM44 95H45V97H44ZM56 95V94H55ZM74 95V96H73ZM73 95H69V96H67L68 98L67 99H69V98H74L75 96H77V95H75V94H73ZM89 95V96H88ZM130 95V94H129ZM133 95V94H132ZM139 95V98L141 97V96H143V94H138ZM149 95V94H148ZM147 95V97L146 98H148L149 96ZM161 95V94H160ZM168 95V94H167ZM173 95V94H172ZM172 95H169L170 97L172 96ZM210 95V94H209ZM216 91L214 92V95H210L208 98H207V100L209 99L210 100V103H212L211 105H209V103H208V105H206L207 104V102H209V101H207L206 102V104L204 103L203 105H206V106H204L203 107V109H201V110H203V111H205L206 109V107L207 106H210V109H211V111L209 110V107H208V112L209 113H211L212 114V117H213V119H209L208 121H206L207 123H209V121L210 120H212V122H214L215 120H216V116H213V115H215L216 113H218V111H219V115L221 116V114H224V115H226L227 113H228V115H227V117L229 116V114H231V111H233L235 108H234V105L236 104L235 103V100L236 99H238V103L240 102L239 100H241V98L240 97H242V96H240V95H242V94H239V98H238V96H234V95H232L231 94V97L233 98H229V100H228V96H227V98H226V100H228L226 103H223L222 102V100H221V103L219 104V103H217V102H215V99H218L217 101H219L220 102V99L222 98L221 96V94H219V96H220V99L218 98V97H216V96H218V94L216 95ZM250 95V94H249ZM253 94H251V96H252ZM256 95V94H255ZM71 96V97H70ZM121 96H122V93H121ZM136 96V95H135ZM152 96V95H151ZM168 96V97H169ZM223 96H224V94H223ZM234 96V97H233ZM263 96V95H262ZM144 97V96H143ZM162 97V96H161ZM164 97H167V96H163L162 98H164ZM185 97H182V98H184L185 100H186V98ZM243 102H241V103H244L245 102V96L243 95ZM76 98V97H75ZM110 98H109V100H108V97L106 98V101L108 100V101H110ZM124 98V97H123ZM123 98H122V100H123ZM135 98L136 97H134V100H135ZM150 98V97H149ZM148 98V99H149ZM160 97H158V99H159ZM174 98V97H173ZM175 98H176V96H175ZM174 98V99H175ZM181 98V97H180ZM180 98H178L177 97V100H179ZM181 98V99H182ZM193 98V97H192ZM247 98H249V97H247ZM258 98V97H257ZM256 98V99H257ZM67 99H65V101L67 100ZM71 99H69V100H71ZM148 99H146V100H148ZM75 100V99H74ZM80 100V99H79ZM145 100V101H146ZM150 100V99H149ZM162 100H164V99H162ZM191 100H193L194 102L196 101H199L198 100V98H197V100H195V99H191ZM203 100L201 101H199V103L200 102H202L203 103ZM211 100H214V101H212L211 102ZM241 100V101H242ZM52 101V102H51ZM106 102V103H108V105H109V102ZM119 101V100H118ZM140 101H142L143 102V99L141 100L140 99ZM140 101H138L139 103H140ZM144 101V102H145ZM150 101H152V99L150 100ZM149 101V102H150ZM154 101V100H153ZM164 101H166V100H164ZM248 101V100H247ZM252 101H254V100H252ZM48 102H51V104H50V107L48 108V106H49V104H48ZM137 102V101H136ZM148 102V103H149ZM170 102V101H169ZM169 102H168V104H169ZM175 102H177L176 101V99H175ZM181 102H182V100H181ZM184 102H186V101H184ZM193 102V103H194ZM257 102H259V101H257ZM65 103V102H64ZM63 103V104H64ZM71 103V102H70ZM117 104H118V102H116ZM139 103L137 104V106L139 105ZM146 103V102H145ZM148 103H147V105H148ZM151 103H154V102H150V104L148 105L149 107H151L152 108V106H154V104H152L151 105ZM165 103V102H164ZM191 103L192 102H190V104H189V107L190 106H194V104L193 105H191ZM198 103V104H199ZM249 103H251V100H250V102ZM62 104V105H63ZM69 104V103H68ZM121 104H122V102H121ZM134 104V103H133ZM141 104V103H140ZM185 106H187L185 103H183ZM197 104V103H196ZM231 104H232V106H233V110H229L230 108V106H231ZM234 104V105H233ZM245 104V103H244ZM259 104V103H258ZM147 105H145V108L147 107ZM151 105V106H150ZM158 106L160 105L159 103L157 104ZM157 105H155V106H157ZM177 105H178V103H176V105H174V107L172 108V110L173 111H175L176 109H177ZM180 105H182V103L180 104ZM201 105V104H200ZM203 105H201L200 107L199 106H197V107H199V108H201ZM238 105V104H237ZM237 105H236V107H237ZM246 105V104H245ZM262 105V104H261ZM136 106V107H137ZM142 106H144L143 104H142ZM161 106V105H160ZM159 106V107H160ZM167 106V105H166ZM176 106V107H175ZM183 106V105H182ZM184 106V111H185V109L187 108V107H185ZM231 106V107H232ZM240 106V105H239ZM247 106V105H246ZM249 106V105H248ZM62 107H64V106H62ZM69 107H71V105H69ZM68 107V108H69ZM122 107H123V105H122ZM128 107V106H127ZM149 107H147V108H149ZM158 107V108H159ZM195 107V106H194ZM130 108H131V106H130ZM133 108V107H132ZM156 108V107H155ZM174 108H175V110H174ZM182 108V107H181ZM180 107H178V109H181ZM199 108H197V110L199 109ZM244 108H246V107H244ZM58 110L60 109V108H57ZM194 109V108H193ZM205 109V110H204ZM249 109H251V107L249 108ZM257 109H258V107H257ZM147 110V109H146ZM149 110V109H148ZM147 110V111H148ZM164 110H165V107H164ZM163 110V112H165ZM170 110V109H169ZM190 110H191V108H190ZM196 110V109H195ZM194 110V112H192V111H190V112H192L190 115L192 116V114L193 113H195V112H197V110L195 111ZM245 110H248V109H245ZM244 110V111H245ZM129 111V112H128ZM128 111H126V113L128 114V113H130L131 111L133 112V110H128ZM150 111H151V109H150ZM203 111H201L202 113H203ZM235 111V110H234ZM234 111H233V113L232 114H234ZM240 111V110H239ZM139 112H140V109H139ZM168 112V111H167ZM177 112H178V110H177ZM200 111H199V114L201 113ZM207 112V113H208ZM224 112V113H223ZM225 112H226V114H225ZM236 112V111H235ZM249 111H245V114H247ZM263 112V113H262ZM156 113V112H155ZM186 113V112H185ZM201 113V114H202ZM240 113V112H239ZM250 113V112H249ZM248 113V114H249ZM252 113H254V115L255 116H253V118H255L256 116L257 117H260L261 116V114H264V106H261V108H259L258 110H255L254 109V112H252ZM113 114V113H112ZM122 114H124V113H122ZM164 114V113H163ZM210 114V115H211ZM232 114H231V117H232ZM236 114L237 115H239V117H240V114H238L237 112H236ZM143 115V114H142ZM196 115V114H195ZM203 115H205L206 116V112H205V114H203ZM218 115V114H217ZM235 115V114H234ZM253 115V114H252ZM38 116V117H37ZM118 116V115H117ZM116 116V117H117ZM124 116V115H123ZM125 116H128V115H125ZM150 116V115H149ZM149 116H148V119H149ZM152 116H153V114H152ZM187 116V115H186ZM189 116V115H188ZM187 116V117H188ZM197 116V115H196ZM195 116V117H196ZM201 116V115H200ZM208 116H209V114H208ZM207 116V117H208ZM236 116V115H235ZM249 116V115H248ZM264 116V115H263ZM154 117H157L156 115L154 116ZM193 118H195L194 116H192ZM191 117V118H192ZM204 117V116H203ZM202 116L200 117V118H203ZM207 117H204V119L203 120H205V118H207ZM224 117V116H223ZM230 117V116H229ZM237 117V116H236ZM246 117V119H245V123L247 122V116H245ZM250 117V116H249ZM248 117V118H249ZM256 117V118H257ZM262 117V116H261ZM260 117V118H261ZM166 118V117H165ZM176 118V117H175ZM196 118H198V117H196ZM221 118V117H220ZM255 118V119H256ZM71 119H74V121H71ZM148 119H147V123H148ZM171 119L172 120H174L173 119V117H171ZM189 119V118H188ZM240 119V118H239ZM156 120V119H155ZM190 120V119H189ZM193 120V119H192ZM218 120V119H217ZM228 120V121H227ZM226 121L227 122H229V119H227ZM125 121H127L126 119H125ZM124 121V122H125ZM131 121V120H130ZM144 121V120H143ZM154 121V120H153ZM194 121V120H193ZM192 121V122H193ZM201 121H202V119H201ZM257 121V120H256ZM163 122V121H162ZM167 122H170V121H167ZM172 122V121H171ZM175 122H176V119H175V121L174 122H172V123H170V124H173L172 126H174L175 125ZM191 122V123H192ZM216 122H218V121H216ZM225 121L223 120V123H224ZM116 123V122H115ZM190 123V122H189ZM202 123H204V125H205V127L207 126V125H209V124H207V123H205V121H203ZM211 123V122H210ZM241 123V122H240ZM245 123H244V125H245ZM259 123H260V121H259ZM141 124H143V123H141ZM155 124H157V123H155ZM207 124V125H206ZM211 124H215V122L214 123H211ZM217 125H215V126H217V128L219 127L218 125H219V123H216ZM247 124V123H246ZM253 124V123H252ZM254 124H256V123H254ZM262 124V123H261ZM13 126V127H15V128H17L18 130H14V129H8L7 127H11V126ZM37 125V126H36ZM117 125V124H116ZM220 125H222V124H220ZM225 125H227L228 126V124H225ZM225 125H222L221 127H223V126H225ZM230 125V124H229ZM231 125H233V121H232V124ZM163 126V125H162ZM162 126H160V127H162ZM192 126H193V124H192ZM197 126V125H196ZM201 126H202V124H201ZM234 126V127H233ZM231 128H229V127H225V133H223L222 132V130L223 129H220L221 131H219V134L222 132L223 134H225V136L224 137H222L221 138V140L219 141V142H221L220 144H222L221 145V147L222 148H224V146H225V148H226V150H228V152H233V150H237L238 149V147H239V145H240V140H239V138L237 139L236 138V136H235V132L237 131L236 129H235V125H233ZM246 126V125H245ZM249 126V125H248ZM247 126V127H248ZM118 128L120 127V126H117ZM167 127H168V123H167ZM193 127H195V126H193ZM198 128H200V126L198 125L197 126ZM204 127V128H205ZM213 128L214 127V125H212V126H207V128H205V129H209V128ZM220 127V128H221ZM253 127V126H252ZM251 127V128H252ZM34 128H38L37 130H36V133L34 134V136H37L36 134H38L39 135V137H37L38 139H39V141L41 142V143H43L42 141H44L45 142V140L46 141H48L47 143H49V145L51 144L49 141H53L54 143H56L57 145H55V146H57L56 148H54L55 146H52L53 147V150H50L51 152L49 153V156L47 157V156H45V158H46V160H45V164H47L48 165V163H49V166H47V168H49V170H44L43 169V166L42 165H44V160H42V163L43 164H39L38 163V159L39 158H36L37 156L36 155H40V154H44L45 152V150H46V148L45 149H43L44 148V146H47L46 145V143L44 144V146H43V148L41 147H36L35 145V147L37 148L36 149V154L35 155H33V153H32V155L33 156H35L34 157V159H36V160H34L32 157H31V151H30V148L32 147V145L34 144L33 143V132H35L34 130ZM121 128H122V126H121ZM148 128H149V126H148ZM147 128V129H148ZM203 128V129H204ZM257 128V127H256ZM123 129V128H122ZM121 129V130H122ZM133 129V128H132ZM159 129H161V128H159L158 127V130ZM174 128H172V130H173ZM193 129V128H192ZM214 129H216V127H214L213 128V133L214 132H217L218 131V129H216V131H214ZM227 129V130H226ZM258 129V128H257ZM120 130V131H121ZM150 130V129H149ZM169 130V129H168ZM195 130V129H194ZM193 130V134H194V132H196V131H194ZM210 130H212V129H210ZM209 130V131H210ZM248 130V129H247ZM259 131L261 130V129H258ZM124 131V130H123ZM151 131V130H150ZM191 131V130H190ZM189 131V132H190ZM197 131H199V130H197ZM252 131H253V128H252ZM114 132V131H113ZM115 132H117V131H115ZM125 132V131H124ZM171 132V131H170ZM189 132H187V133H189ZM201 132H202V127H201ZM256 132V131H255ZM155 133H157V132H155ZM155 133H153V135L155 134ZM167 133V132H166ZM191 133V132H190ZM190 133H189V135H190ZM197 133V132H196ZM199 133V132H198ZM213 133H211L212 135H213ZM218 133V132H217ZM222 133L220 134V136L222 135ZM242 133V132H241ZM168 134V133H167ZM170 134V133H169ZM168 134V135H169ZM209 134H210V132H209ZM126 135V134H125ZM186 135H188V134H186ZM127 136V135H126ZM150 136H151V134H150ZM149 136V137H150ZM167 136V135H166ZM193 136V135H192ZM195 136H197L196 138L198 139V135H196L195 134ZM219 136V135H218ZM218 136H217V134H216V137L218 138ZM148 137V138H149ZM171 137V136H170ZM186 137V136H185ZM188 137V136H187ZM203 137H204V135H203ZM212 137L213 136H211V140H212ZM36 138V137H35ZM34 138V139H35ZM36 138V139H37ZM143 138V137H142ZM153 138H154V136H153ZM168 138H169V136H168ZM190 138V137H189ZM188 138V139H189ZM195 138V137H194ZM193 138V139H194ZM41 139V140H40ZM125 139H127V138H125ZM171 138H169V140H170ZM202 139V138H201ZM204 139V138H203ZM209 139V138H208ZM223 139V140H222ZM149 140V139H148ZM148 140H147V142H148ZM35 141V140H34ZM128 141V140H127ZM199 141V140H198ZM205 141V140H204ZM36 142V141H35ZM40 142H36V145H37V143H38V145H39V143ZM145 142V141H144ZM169 143H170V141H168ZM212 143H213V141H211ZM218 142V141H217ZM140 143V142H139ZM138 143V144H139ZM153 143V142H152ZM186 143H188V141L186 142ZM197 143V142H196ZM200 144H201V141L199 142ZM198 143V144H199ZM203 143H205V142H203ZM202 143V144H203ZM211 143V146L213 145ZM126 144V143H125ZM168 144V143H167ZM208 145H206V146H210L209 145V143H207ZM219 144V143H218ZM249 144V143H248ZM140 145V144H139ZM149 145V144H148ZM169 145V144H168ZM179 145V144H178ZM187 145H189V144H187ZM186 145V146H187ZM191 145V144H190ZM205 144H203V146H204ZM51 146H48V147H50L49 149H51L52 147ZM141 146V145H140ZM195 146H196V144H195ZM198 146V145H197ZM196 146V147H197ZM133 147V146H132ZM139 147V146H138ZM183 147V146H182ZM195 147V148H196ZM199 147V146H198ZM217 147V146H216ZM219 147H220V145L217 147V149L219 150V152L221 151V147H220V149H219ZM2 148H4V150L5 151H1V149ZM150 148V147H149ZM151 148H153V147H151ZM204 148H206L205 146L203 147V149H202V151L204 150ZM209 148V147H208ZM225 148H224V151H226L225 150ZM164 149V148H163ZM162 149V150H163ZM197 149V148H196ZM216 149V148H215ZM256 149V148H255ZM125 150V151H124ZM138 150H139V148H138ZM161 150V149H160ZM177 150V149H176ZM190 150H191V152L193 151V147L191 148L190 147ZM223 150V149H222ZM133 150H132V148H131V151H130V153L132 152ZM201 151V152H202ZM213 150H211V152H212ZM216 150H214V152H215ZM256 151V150H255ZM46 152H47V150H46ZM64 152V151H63ZM185 152V151H184ZM189 149H188V151H187V154H184L183 156H185L186 158H187V156L188 157H190L189 155ZM197 151H195V149H194V152H192L193 154L194 153H196ZM200 152V151H199ZM206 152V151H205ZM204 152V154H206ZM211 152H210V150H209V153H207L206 155L208 156V157H210V156H212V159L213 158H215L217 161L220 159V157H219V159H217V156H215L214 155V152H212L213 154H211ZM217 152V154H218V151H216ZM47 153V154H48ZM129 153V152H128ZM162 153V152H161ZM163 153H165V152H163ZM179 153V152H178ZM220 153H222V152H220ZM225 154H227L226 152H224ZM46 154V155H47ZM64 153H61L60 154V156L62 157V156H64L63 155ZM75 154V155H76ZM201 154V153H200ZM199 154V155H200ZM233 154V153H232ZM244 154V153H243ZM258 154V153H257ZM135 155V154H134ZM164 155V154H163ZM163 155H161V156H159V155H157L156 154V156H159V157H162ZM196 155V154H195ZM194 155V156H195ZM242 155V154H241ZM136 156H137V152H136ZM240 156V155H239ZM174 157V156H173ZM177 157H178V154H177ZM176 157V158H177ZM198 157V156H197ZM202 157H203V155H202ZM202 157L200 158L199 157V159L200 160H198L200 163H202V164H200V163H198V162H194V164H195V167H196V169L195 170H200V172H201V174L203 175V171H202V168H203V166H204V163H203V160H201L202 159ZM204 157H206V156H204ZM233 157V156H232ZM242 157V156H241ZM240 157V159H242ZM45 158H43V159H45ZM77 158V157H76ZM157 158V157H156ZM211 158V157H210ZM172 159H174V158H172ZM172 159H171V161H172ZM195 159V158H194ZM206 160H207V157L205 158ZM211 159V160H212ZM215 159H213V160H215ZM174 160H176V159H174ZM187 160V159H186ZM210 160V161H211ZM160 161H162V160H160ZM189 161H191V160H189ZM189 161H188V163H189ZM154 162V161H153ZM164 162H166V161H164ZM182 161H180L179 163H181ZM193 162V161H192ZM192 162H191V164H192ZM208 162V163H207ZM206 163L207 164H209V161H207ZM183 164H184V168H185V166H186V161H184V162H182ZM197 163H198V165H203L202 167H198L197 168ZM211 163V162H210ZM213 163L214 164H216V161H213ZM240 163H241V161H240ZM244 163V162H243ZM127 164V165H126ZM130 164V163H129ZM149 164V163H148ZM191 164H187L188 166H187V168L188 167H190L189 168V172H190V169H193V167L192 166H194L193 164H192V166H191ZM212 164V163H211ZM190 165V166H189ZM226 165H228V164H226ZM247 165V164H246ZM171 166H173V165H171ZM215 166V165H214ZM45 167H46V165H45ZM150 167H153V166H150ZM160 167V166H159ZM159 167H157V168H159ZM170 167V166H169ZM194 167V168H195ZM209 167V166H208ZM226 167V166H225ZM232 167V166H231ZM183 168V169H184ZM187 168H185L186 170H187ZM237 168V167H236ZM46 169V168H45ZM77 169V168H76ZM160 169V168H159ZM169 169V168H168ZM177 169V168H176ZM225 169V168H224ZM240 169V168H239ZM137 170V169H136ZM199 170H198V172H199ZM135 171V170H134ZM166 171V170H165ZM165 171H164V173H165ZM172 171L173 172H175L176 173V171H174L173 170V168H172ZM182 172H183V170H182ZM189 172H187L188 174H189ZM197 172V173H198ZM217 172V171H216ZM219 172V171H218ZM237 173H239L238 171H236ZM147 173V172H146ZM167 173H169V171L167 172ZM166 173V174H167ZM184 173H186L185 171H184ZM191 173H192V170H191ZM190 173V174H191ZM194 173H196L195 171L192 173L193 175H194ZM196 173V175L198 176V174ZM211 173H213V172H211L210 171V174ZM219 173H221V171L219 172ZM187 174V175H188ZM200 174V173H199ZM250 174V173H249ZM162 175H164V174H162ZM171 175H174V173L172 174V172H171ZM181 175V174H180ZM184 175V174H183ZM187 175H184V176H186V179L188 180V178L187 177H189V179L191 178H193V177H191V176H193V175H190V176H187ZM201 175V176H202ZM197 176H196V178H197ZM201 176H199V178L201 177ZM252 176V175H251ZM203 177V176H202ZM238 177V176H237ZM141 179V178H140ZM185 179V180H186ZM41 180H45V181H51V180H53V181H56V186L54 187V188H52L51 190H47V192H46V194L44 193V192H42V193H44V194H40L41 195V197L43 196V195H45V199L43 200H40L42 203H40V204H36V205H26V204H24V202H23V200H25V195H26V192L29 190V189H31V188H33L35 185H37L38 183H39V181H41ZM99 181V182H100ZM180 181H182V180H180ZM212 181V180H211ZM172 182V181H171ZM47 183V182H46ZM126 183V182H125ZM180 183V182H179ZM185 183V182H184ZM189 183V182H188ZM108 185H109V182L107 183ZM118 184V183H117ZM124 184V183H123ZM126 184H128V183H126ZM186 184V183H185ZM102 185V184H101ZM113 186H116V183L114 182V184H112ZM175 185V184H174ZM187 185V184H186ZM42 186V185H41ZM46 186V185H45ZM54 186V185H53ZM119 186H122V184H120ZM127 186V185H126ZM191 186V185H190ZM189 186V187H190ZM199 186V185H198ZM117 187V186H116ZM115 187V188H116ZM179 187V186H178ZM182 187V186H181ZM37 188V187H36ZM118 188V187H117ZM121 188V187H120ZM119 188V189H120ZM123 188V187H122ZM185 188V187H184ZM184 190V189H183ZM186 190V189H185ZM234 191V190H233ZM186 192V191H185ZM184 192V193H185ZM237 192V191H236ZM169 193V192H168ZM36 195V194H35ZM178 195H179V193H178ZM182 195V194H181ZM33 196V195H32ZM31 196V197H32ZM165 196V195H164ZM44 197V196H43ZM33 198V197H32ZM172 198V197H171ZM242 198V197H241ZM31 199V198H30ZM167 199V198H166ZM229 199V198H228ZM146 201V200H145ZM172 201V200H171ZM83 203H88L87 201H85V200H81V202H80V205H83ZM147 204V203H146ZM158 205V204H157ZM153 206V205H152ZM227 206V205H226ZM147 207V206H146ZM163 207V206H162ZM221 207V206H220ZM94 208V207H93ZM259 208V207H258ZM257 208V209H258ZM227 209V208H226ZM125 210V209H124ZM151 211V210H150ZM162 211V210H161ZM122 212V211H121ZM135 213V212H134ZM256 213V212H255ZM124 214V213H123ZM257 214V213H256ZM71 215H72V213H71ZM120 216V215H119ZM144 216V215H143ZM213 217V216H212ZM146 219V218H145ZM247 219V218H246ZM212 220V219H211ZM158 221V220H157ZM163 224V223H162ZM229 224V223H228ZM241 225V224H240ZM227 226V225H226ZM236 226V225H235ZM252 226V225H251ZM224 227V226H223ZM240 227V226H239ZM211 228V227H210ZM228 228H230V227H228ZM235 228V227H234ZM264 228V227H263ZM26 230H28L29 232H31L32 230L35 232V233H37L36 235H37V237L36 238H34V239H31V238H29L28 237V235L25 233V231ZM236 230V229H235ZM240 230H241V228H240ZM214 231H216V230H214ZM230 231V230H229ZM213 232V231H212ZM237 233V232H236ZM216 234H218V233H216ZM51 236L53 237V236H55V238H56V240H57V246L55 247V249H54V247L52 246V248L54 249H52V248H50L51 246H49V244H48V242H47V239L49 238L50 240H52L51 239ZM218 237V236H217ZM232 237V236H231ZM252 237H250V240H252V242H254L253 241V239H251ZM14 239V238H13ZM244 239V238H243ZM246 239H248V237L246 238ZM10 241V242H9ZM53 241V240H52ZM219 241H221V240H219ZM234 242V241H233ZM246 242H247V240H246ZM15 243V242H14ZM239 243V242H238ZM251 243V242H250ZM258 243H260V242H258ZM56 244V243H55ZM230 244H231V240H230ZM242 244V243H241ZM240 244V245H241ZM252 244H254V243H252ZM240 245H239V247H240ZM243 245V244H242ZM224 246V245H223ZM233 247V246H232ZM235 247V246H234ZM247 247H249V246H247ZM254 247V246H253ZM258 247V246H257ZM260 247V246H259ZM230 248H231V246H230ZM252 248V247H251ZM264 248V247H263ZM224 249V248H223ZM233 249V248H232ZM235 249V248H234ZM252 249H254V248H252ZM243 250V249H242ZM234 251V250H233ZM239 251V250H238ZM251 251V250H250ZM255 251V250H254ZM20 252V251H19ZM205 252H207L206 250H205ZM255 252H257V251H255ZM54 254V256L53 255H49V254ZM258 253V252H257ZM14 254H16V252L14 253ZM260 255V254H259ZM18 256V255H17ZM52 257V258H50V260H49V257ZM246 256V255H245ZM210 262V261H209ZM193 263V262H192ZM185 264V263H184Z\"/></svg>", "mask_w": 264, "mask_h": 264}]
</instances>
